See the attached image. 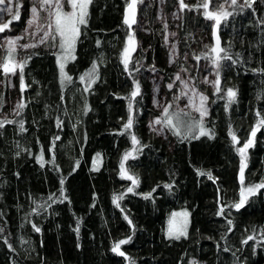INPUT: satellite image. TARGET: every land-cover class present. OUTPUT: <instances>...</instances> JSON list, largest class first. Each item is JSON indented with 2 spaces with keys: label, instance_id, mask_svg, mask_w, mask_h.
I'll use <instances>...</instances> for the list:
<instances>
[{
  "label": "trees",
  "instance_id": "16d2710c",
  "mask_svg": "<svg viewBox=\"0 0 264 264\" xmlns=\"http://www.w3.org/2000/svg\"><path fill=\"white\" fill-rule=\"evenodd\" d=\"M126 3L92 0L87 28L82 27L86 35L76 46V59L65 67L72 82L61 83L58 49H32L20 58V62L28 60L23 72L28 87L21 92L26 107L19 115L0 119L17 121L0 128V228L4 229L0 264H129L111 251L115 242L129 236L131 243L121 250L134 264H189L191 259L203 264H236V257L239 264H264V237L259 231L256 241L241 244L253 229H264V189L239 211L226 209L234 225L227 240L221 239L226 220L216 215L218 200L224 204L239 200L240 156L236 149L257 123L256 112L264 116V74L252 71L264 68V5L254 4V11L245 9L221 26L222 46L229 48L234 59L239 53L243 63L221 72V88L237 89V103L226 109L225 92L217 95L214 90L209 95L210 114L203 125L212 130L214 138L182 139L168 128L169 140L152 136L146 123L153 109L140 94L133 101L131 133L141 145L134 146L130 133L119 134L129 116L134 80L143 88L138 63L134 66L139 71L130 65V76L121 62L130 31L123 24ZM154 11L143 12L150 33L144 37L141 60L164 72L167 59ZM139 13L138 9L137 17ZM200 21V16L184 18V46L197 41ZM94 62L99 65L100 79L86 92L79 77ZM169 112L187 124L200 120L171 107ZM20 121L26 131H21ZM230 130L239 137L240 145H234ZM134 147H142V151L134 153L136 159L124 162V154ZM248 155L245 183H259L264 180V127L257 132ZM122 162L139 179L134 193L127 192L132 182L121 177ZM198 170L210 171L216 179L199 176ZM165 184H172V189ZM148 193L152 195L145 199ZM120 196L122 200H114ZM185 211L190 213L188 238L168 239L173 213ZM175 219L180 223L184 217ZM33 225L41 231L36 232ZM225 246L231 251L224 252Z\"/></svg>",
  "mask_w": 264,
  "mask_h": 264
},
{
  "label": "snow or ice",
  "instance_id": "6c2138e0",
  "mask_svg": "<svg viewBox=\"0 0 264 264\" xmlns=\"http://www.w3.org/2000/svg\"><path fill=\"white\" fill-rule=\"evenodd\" d=\"M11 3V0H8ZM257 0H199L196 5H190L185 3V0H178V6L181 12L184 10L188 11H199L203 9L201 13L207 20L213 21V27L215 30V43L213 46H205L208 50L206 52L201 53L200 55H194V59L199 62L201 59L209 60L214 72H215V80L212 82L215 94L219 95L221 92H225L226 95L222 98L226 99V109L230 108L232 104L237 103L238 90L234 88H221V72L224 67L232 68L239 64L243 63V58L240 57L239 53L236 54L237 58H233V55L229 52L228 47L221 46V39L219 35V30L222 24L227 23L230 17L234 15L240 14L245 9H252L254 11L253 5L256 4ZM138 3H143V0H127L125 15L123 19V24L129 29V33L126 38L125 46L121 53V62L123 64L124 70L132 75V71H129L130 65L133 66V71H139L134 65L139 63V61H133V54L137 50L138 42L135 39V32L132 31L133 26L137 24V5ZM92 4V0H35V3L31 7V18L27 21L28 29L35 28L37 32H42L43 35L40 36L39 43L45 44L48 47L56 48L59 50L57 54V62L59 66V72L61 76V83L63 84L65 81L72 82V77L69 76L65 67L68 61H74L76 59L75 50L78 42H80L81 37L86 35V32L82 31V27L84 29L87 28L88 19H89V6ZM0 5H4L0 7V15L3 14H11L12 20L18 21L20 19L19 0H17V10L13 12V8L6 5V0H0ZM67 7L68 10H65ZM41 11L47 12L46 16V27H41ZM179 18V17H177ZM12 21L5 23L0 20V33H4L6 29H9V24ZM264 23V21H261ZM165 27H167L165 25ZM26 29V32H28ZM173 35H175L173 33ZM22 39H25V36H17L14 38H6L5 44L7 45V55L3 63H0V68H2L3 73L5 75L11 74L16 75L17 69H19L20 73V89L21 92L25 91L28 85L25 84L24 81V67L27 64L28 60L25 59L21 62H14V53L17 50L18 42ZM100 45V41H97V46ZM4 47V44H0V48ZM20 48H34L37 47V44H20ZM227 61L228 64L225 65L224 62ZM184 71H187L184 69ZM253 72H259L264 74V68L252 69ZM100 79L99 77V65L97 63H93L91 69L82 74L79 77V80L82 84H85L84 91H90L91 86L96 84ZM177 80H181V76L178 74L176 76ZM208 81L205 80V83ZM135 88L130 93L128 109L129 116L127 121L123 125L124 131L120 132V135L125 134L126 132L131 134V141L134 146H140L141 141L137 138L134 133H131V129L134 126V108L133 101L134 99L140 95V86L138 81L134 80ZM185 87L188 86L187 81H184ZM171 88L172 85H169ZM187 95V93H185ZM199 96V106L196 108V111L199 112L200 120L197 121L196 124H187L185 122L177 123V117L169 112V107L166 106L163 109V117L158 118L153 121L150 125L153 131H159L162 129H157V125H162L164 128L170 129L174 135L177 137H181L182 139H188L190 136H194V138L199 139L201 136H207L210 139L214 138V134L211 129L205 128L203 125V119L208 115V108L206 106V102L208 101V97L203 95L202 93L193 92L192 97H190V103H194L195 97ZM26 105L23 102L18 103L16 114L19 115L20 110L25 108ZM90 110L86 106V111ZM257 117H259L257 123L252 127V130L249 133V137L244 141L243 145L238 147L236 151L240 156V170H239V180L241 184V189L239 193V200L233 202L231 204L220 203L218 200V211L216 215L224 217L226 220L227 228L225 234H222L221 239L227 240V234L231 233L234 229L233 221L229 218L230 212L226 215V209H234L239 211L244 208L250 201L252 197H255L261 194V190L264 189V180L255 184H246L245 183V170L248 167V150L253 148L256 144L257 132L264 127V116H261V112H256ZM17 121L14 120H0V128H4L5 124H14ZM62 121L58 120V124H61ZM21 131H26L24 128V124L22 121L19 122ZM182 128L185 131L182 132ZM231 139L234 145H240V139L236 135L234 131L229 132ZM56 139H59L57 137ZM142 151V147H134L132 151H128L123 156V161L127 162L130 158L136 159V155L134 153H138ZM99 159V154H97ZM41 166L44 165L45 161L43 159V153L40 157ZM54 162V156H53ZM122 162L120 165V174L122 178L128 179L132 182V187L127 189L128 193H134V189L139 186V179L133 175L129 174L128 168L125 167V163ZM98 170V168L96 169ZM199 176H206L208 180H215L210 171L198 170ZM63 184V180L61 181ZM165 188L169 190L172 189V184H165ZM155 191V189H153ZM152 193H148L144 196L145 199H149ZM66 198V197H65ZM52 199V197H49ZM123 196L114 197V200H122ZM60 202H63L62 200ZM50 206V205H49ZM116 206L119 208L120 204L117 203ZM40 207H44V205H40ZM123 211V209H121ZM176 216L184 217L183 221L179 224L175 222ZM190 213L185 211L182 213H173V218L169 220L168 229H167V238L170 240H180L181 238H188V227L190 224ZM127 220L129 225H132V221L129 219L127 215L124 217ZM33 228L36 232H40L41 229L33 225ZM4 229L0 228V233H3ZM77 233H79V226L75 229ZM247 231V230H246ZM259 231L260 236L264 237V229H253L252 233L247 235L245 238L241 240V244L248 245L250 241H256V233ZM133 235H134V226H133ZM132 241V237L129 236L125 239H122L118 242H115L111 248V251L120 257H124L129 260V264H134L127 254L121 250V246L125 244H129ZM8 247L11 249L12 245L8 244V241L5 239L4 241ZM220 247V245H217ZM224 252H229L231 249L227 246L222 249ZM235 256V252L232 253ZM190 264H199L198 261L192 260ZM236 264H239V257H236Z\"/></svg>",
  "mask_w": 264,
  "mask_h": 264
},
{
  "label": "rangeland",
  "instance_id": "374dc122",
  "mask_svg": "<svg viewBox=\"0 0 264 264\" xmlns=\"http://www.w3.org/2000/svg\"><path fill=\"white\" fill-rule=\"evenodd\" d=\"M198 2L199 0H185V3L190 5H196ZM34 3L35 0H19L21 6L19 7L20 19L18 21L12 20L11 14L0 15V20L3 22L7 23L10 20L12 21L9 24V29H6L4 33H0V44H4V47L0 48V63L4 62L7 55L6 38L25 36V39L18 42L17 50L14 53V62H20L21 56L32 49H56L39 43L40 36L43 35L42 32H37L35 28L28 29L27 21L31 18L30 9ZM6 5L12 7L13 12L17 10V0H11V3L6 0ZM257 5H264V0H257ZM3 6L0 5V7ZM138 9L140 13L137 17V24L134 26L136 32L135 39L138 42V46L136 52L133 54V59L135 58L139 61L138 65L141 67L139 77L143 83V88L140 89V94L146 96L148 104L153 109L151 116L147 118L146 126L152 136L160 140H169V130L167 128H164L162 125H157V129L162 130L153 131L150 127L154 120L161 118L163 109L166 106L187 113L191 117H200L199 112L196 111V108L199 106V96L195 97L194 103H190V97H192L193 92L202 93L208 97V101L206 102L208 115L203 120L209 117V95L215 90L212 83L216 78L215 72L209 60L201 59L197 62L194 59V55H200L206 52L208 50L205 47L206 45L209 47L214 45V22L207 20L201 14L203 9L199 11L184 10L181 12L178 6V0H143V3H138ZM146 9L148 11L155 10V22L159 23L160 30L163 33H161V46L164 49V53H166L164 55H166L167 59L166 64L163 65L164 72L159 67L141 60L142 53L140 50L144 46V37L150 33L145 22V14H143ZM65 10H68L67 7ZM188 15L200 16L202 20L200 24H197V41H189L191 42L190 47L184 46L186 43L182 40L181 34L183 20ZM46 16L47 12L41 11V27H46ZM262 20L264 21V11L262 12ZM26 29H28V32H26ZM205 32H208L209 35L206 36L203 34ZM20 44H37V47L20 48ZM145 51H147L146 48ZM184 69L187 71H184ZM169 70H172L171 74H168ZM178 74L181 76V80L176 79ZM205 80L208 82L205 83ZM184 81H187V87H185ZM169 85H172V87L170 88ZM3 93H5L4 97ZM20 102L22 101L19 69H17L16 75H5L2 68H0V119L13 117L16 114L17 105ZM176 116L177 123L185 121L181 116ZM175 221L179 224V219H175ZM192 260L194 259L190 261Z\"/></svg>",
  "mask_w": 264,
  "mask_h": 264
},
{
  "label": "bare ground",
  "instance_id": "6f19581e",
  "mask_svg": "<svg viewBox=\"0 0 264 264\" xmlns=\"http://www.w3.org/2000/svg\"><path fill=\"white\" fill-rule=\"evenodd\" d=\"M214 33H215V30L213 31V42H214ZM219 35H220V30H219ZM220 39H221V35H220ZM221 46H222V41H221Z\"/></svg>",
  "mask_w": 264,
  "mask_h": 264
},
{
  "label": "water",
  "instance_id": "95a60500",
  "mask_svg": "<svg viewBox=\"0 0 264 264\" xmlns=\"http://www.w3.org/2000/svg\"><path fill=\"white\" fill-rule=\"evenodd\" d=\"M214 43H215V33H214Z\"/></svg>",
  "mask_w": 264,
  "mask_h": 264
}]
</instances>
